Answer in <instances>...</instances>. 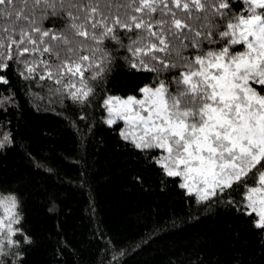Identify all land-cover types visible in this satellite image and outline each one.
Instances as JSON below:
<instances>
[{
  "label": "snow or ice",
  "instance_id": "1",
  "mask_svg": "<svg viewBox=\"0 0 264 264\" xmlns=\"http://www.w3.org/2000/svg\"><path fill=\"white\" fill-rule=\"evenodd\" d=\"M117 63L143 77L124 95L107 89ZM33 85L68 102L62 112L77 114L67 119L85 154L91 113L102 106L108 126L123 122L136 184L154 176L198 209L242 219L264 253V0H0V113ZM11 128L0 118V155L20 146ZM42 195L44 213L58 217L59 196ZM29 199L0 185V264H32L42 243ZM57 228L56 256H79L59 220ZM122 256L109 241L90 264Z\"/></svg>",
  "mask_w": 264,
  "mask_h": 264
},
{
  "label": "trees",
  "instance_id": "2",
  "mask_svg": "<svg viewBox=\"0 0 264 264\" xmlns=\"http://www.w3.org/2000/svg\"><path fill=\"white\" fill-rule=\"evenodd\" d=\"M142 78L117 63L107 74V89L124 95ZM67 106V101L53 102L40 86L31 91L21 86L6 117L0 113L20 144L0 155V185L18 186L30 197L32 224L42 240L32 264H90L109 241L123 252L121 264H199L197 257L204 264H264L258 237L242 219L215 208L198 209L182 199L176 184L159 189L154 176L149 185L136 184L132 175L138 166L118 135L123 123L108 126L102 106L91 113L85 154L80 131L67 119L78 120L77 114L62 112ZM82 175L87 183L80 182ZM45 190L60 198L58 217L46 215L38 203ZM58 220L79 256L67 251L63 258L56 256Z\"/></svg>",
  "mask_w": 264,
  "mask_h": 264
},
{
  "label": "rangeland",
  "instance_id": "3",
  "mask_svg": "<svg viewBox=\"0 0 264 264\" xmlns=\"http://www.w3.org/2000/svg\"><path fill=\"white\" fill-rule=\"evenodd\" d=\"M106 115H107V113H106ZM118 122H122V121H118ZM123 123V122H122ZM123 127V126H122Z\"/></svg>",
  "mask_w": 264,
  "mask_h": 264
}]
</instances>
